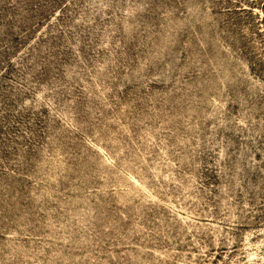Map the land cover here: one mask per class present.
Segmentation results:
<instances>
[{"label":"rangeland","instance_id":"obj_1","mask_svg":"<svg viewBox=\"0 0 264 264\" xmlns=\"http://www.w3.org/2000/svg\"><path fill=\"white\" fill-rule=\"evenodd\" d=\"M0 264H264V0H0Z\"/></svg>","mask_w":264,"mask_h":264}]
</instances>
